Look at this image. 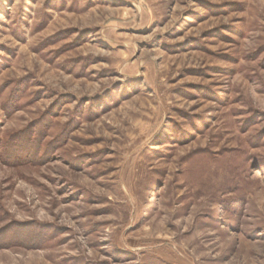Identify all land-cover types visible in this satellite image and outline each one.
Here are the masks:
<instances>
[{
    "label": "rangeland",
    "instance_id": "obj_1",
    "mask_svg": "<svg viewBox=\"0 0 264 264\" xmlns=\"http://www.w3.org/2000/svg\"><path fill=\"white\" fill-rule=\"evenodd\" d=\"M0 264H264V0H0Z\"/></svg>",
    "mask_w": 264,
    "mask_h": 264
}]
</instances>
